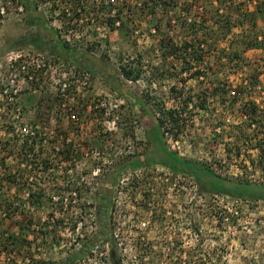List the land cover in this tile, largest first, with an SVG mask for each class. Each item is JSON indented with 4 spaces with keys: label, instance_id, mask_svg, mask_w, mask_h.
<instances>
[{
    "label": "rangeland",
    "instance_id": "rangeland-1",
    "mask_svg": "<svg viewBox=\"0 0 264 264\" xmlns=\"http://www.w3.org/2000/svg\"><path fill=\"white\" fill-rule=\"evenodd\" d=\"M255 1L263 9L255 25L244 20L228 33L215 28L212 11L238 19L236 8L253 10L252 0H37L46 25H25L18 8L8 12L0 26V92L10 95H0V234L17 233L28 217H51L46 244L36 242L38 226L28 239L41 259L64 257L78 236L97 230L105 191L108 230L129 264L140 255L142 264H264V200L199 191L193 178L159 164L109 179L127 159L156 158L148 130L160 123L177 155L233 181L264 183V156L251 148L264 143V0ZM117 11L127 25L112 30L102 22ZM62 13L76 21L63 24ZM205 28L211 42L202 47ZM254 33L260 47L242 49ZM35 35L66 41L88 57L87 69L59 47L37 49L27 40ZM184 41L192 45L168 53ZM123 66L141 69L140 77L125 79ZM251 99L255 118L242 109ZM171 109L180 126L173 130ZM109 247L94 248L80 264H100ZM11 260L0 251V264Z\"/></svg>",
    "mask_w": 264,
    "mask_h": 264
},
{
    "label": "trees",
    "instance_id": "trees-1",
    "mask_svg": "<svg viewBox=\"0 0 264 264\" xmlns=\"http://www.w3.org/2000/svg\"><path fill=\"white\" fill-rule=\"evenodd\" d=\"M80 1V0H77ZM254 5L257 4V2L252 0ZM22 4L24 6V11L26 13L25 16V25H46L48 20L43 14V12H39L37 7V0H0V7H9L12 6V4ZM154 5L157 3L156 1H153ZM233 7V3H232ZM236 8V7H235ZM243 8L239 9L236 8V12L238 16L241 18L233 19L230 17V15L225 17V15H219L218 8H215L214 11H212L214 14V17H217V19H214V22L216 23L217 27H215L218 31H222L224 33H228L232 26L237 24H242L244 20H248L251 23L255 25V14L257 12H262L263 9L261 6L256 5L255 9H248L245 10ZM244 19H243V18ZM58 19L61 20V22L64 24L65 22L69 23V21H76L74 17H71L62 13V15H58ZM223 20V21H222ZM222 21V23H221ZM96 24H99L97 21H95ZM105 25H110L111 29L114 30L117 27L113 25H127V21L123 20L122 17H120V12H114L110 13V15H105L104 20L102 22ZM221 23V24H220ZM67 25V24H66ZM1 26V21H0ZM119 29V28H117ZM213 29V27L211 28ZM210 34H208V29L205 28L204 33L202 32V47L203 44H210L211 40L209 41ZM257 34L254 33V38L251 40L253 42L247 43V45H244L243 48H259L262 42L259 40L257 41ZM29 40L34 47H36L39 50H50L51 52H56L54 48V44L52 42H44L40 39V36L35 35L30 37ZM57 45L61 50H64V54L71 58L76 57L75 52L72 51V48L66 41H56ZM192 43L190 42H183L180 47H175L172 49H168L170 54H176L175 51H181L183 49H188L189 46H191ZM51 48H50V47ZM167 49V48H166ZM207 50V49H206ZM202 51L203 48H202ZM222 53H227L225 50H221ZM193 53L195 50L192 51ZM165 54V53H164ZM231 54L235 56H239V53L236 51H233ZM85 54L81 53L78 55L79 58L84 57ZM121 73L125 79H129L132 82H135L141 74V69L134 68L131 66H123L121 67ZM256 77V76H255ZM252 82V81H251ZM253 86L254 83H250L249 86ZM241 93L240 91H237ZM138 101V106L141 108V110L145 113V115H150V110L143 104L140 103L139 99H136ZM186 100V99H185ZM248 106V107H247ZM250 106V107H249ZM202 107L204 108L205 105L202 103ZM242 109L245 111L246 114L253 115L252 118H255V116H258L260 113H257L258 111V105L253 101L252 99L246 102ZM176 113V110L171 109L167 110L165 112L166 116L170 118L172 122V127H170L171 130L175 128H180L178 125V118L174 116ZM153 130V131H152ZM148 134L151 144L153 145V151L157 153L156 158L155 156H149L147 153L142 154L140 157H135L134 159H127L124 164H121L118 166L115 171L110 175V184L115 183L118 181L122 171L126 169H134L138 167H143L144 165H155L159 164L165 168H167L168 171H170L173 174H183L184 176H188L190 178H193L198 183V190L210 194H222V195H228L231 197L247 200V199H253V200H264V183L259 182H253V181H233L231 179H228L227 177H224L218 173H216L213 169L203 166L196 161L185 159L179 155H177L173 150H171L169 147L166 146L163 132L161 131V124H153L149 130ZM176 134V132H175ZM264 141V137L262 138ZM251 148H255L259 151L260 156H264V143L263 142H256L255 144L251 145ZM238 150V149H237ZM98 205L95 207L96 211V217L98 223L97 230L92 233L90 237L84 238L78 236L77 237V243L76 245L72 246L71 251H69L64 257H59L58 259H41V255H39V251L34 252L32 251V241L28 239V230L32 228L33 226H38V230L42 231V235L40 239H37L36 242H39L38 244L41 246V244H46L47 238L50 237V232L52 230L48 231V225L47 222L51 221V217L47 218L48 221L46 222H40L34 221L31 217H28L27 219H22L17 222L18 225V231L17 233H9L8 236L4 237L3 234H0V251L5 252L10 257H12V264H18L21 263V260H27L25 264H80L81 262L88 260L90 256H92V250L94 248H99V246L110 244L109 250L107 253H101V262L100 264H129L127 261H125V256L120 252L117 247H115L116 242L114 241L113 237L109 233L110 227L109 222L111 220L110 211H108L110 206V194L103 191L98 193ZM46 205V204H45ZM49 205V204H47ZM46 205V207H47ZM50 206V205H49ZM51 207V206H50ZM55 208V207H53ZM109 213V214H108ZM51 216L50 213H48L47 217ZM46 219V220H47ZM47 226V227H46ZM35 228V227H34ZM35 231H37L35 229ZM39 245H35L39 246ZM148 253L147 251H145ZM104 260V261H103ZM138 260H140V263L137 262V264H142L144 260V256L140 255L138 257Z\"/></svg>",
    "mask_w": 264,
    "mask_h": 264
},
{
    "label": "built area",
    "instance_id": "built-area-1",
    "mask_svg": "<svg viewBox=\"0 0 264 264\" xmlns=\"http://www.w3.org/2000/svg\"><path fill=\"white\" fill-rule=\"evenodd\" d=\"M14 8H18L19 10H21V11H23L24 12V6L22 5V4H12V6H10L9 5V7L7 8V7H3V6H1L0 7V21L2 22L3 21V19H4V17L7 15V13L8 12H10L11 10H14ZM6 13V14H5ZM135 33L137 34L138 33V31L136 30L135 31ZM17 61V59L15 60V62ZM13 65H14V63H12ZM12 65V66H13ZM24 68V64H22V65H20L19 66V68ZM12 85H10V87H11ZM65 86V84H63V87ZM0 95H3L4 97H6V98H8V100H9V93H8V91L6 90V88L5 89H2V91L0 92ZM99 105H101V106H103L104 105V102H100L99 103ZM71 118L73 119V120H75L76 118L73 116V115H71ZM25 140H27V138L25 137ZM29 141V140H28ZM25 196L27 197V196H29V193L28 192H26L25 193ZM58 200V196L57 195H51V201H57Z\"/></svg>",
    "mask_w": 264,
    "mask_h": 264
},
{
    "label": "crops",
    "instance_id": "crops-1",
    "mask_svg": "<svg viewBox=\"0 0 264 264\" xmlns=\"http://www.w3.org/2000/svg\"><path fill=\"white\" fill-rule=\"evenodd\" d=\"M58 39L57 38H55V39H53L52 40V42L54 43L55 42V44H54V48L57 50V48L59 47L58 45H57V43H56V41H57ZM51 42V41H50ZM60 49V52L62 53H64V50L62 51L61 50V48H59ZM75 52V58L74 57H71V58H69V57H67L65 54V56L71 61V62H76L77 63V65H79L80 67H82V68H85V69H87V66H86V64H88V57H86V56H84V57H81V58H79L78 57V55L79 54H81V53H79L78 51H75L74 49H72V51H71V53L72 52ZM60 53V54H61ZM89 69V68H88Z\"/></svg>",
    "mask_w": 264,
    "mask_h": 264
}]
</instances>
